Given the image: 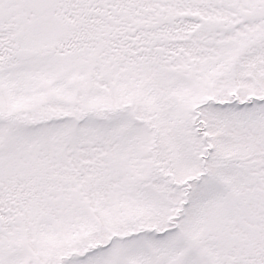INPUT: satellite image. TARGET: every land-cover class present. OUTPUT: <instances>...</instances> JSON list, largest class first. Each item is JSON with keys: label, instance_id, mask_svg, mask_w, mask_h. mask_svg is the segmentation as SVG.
Wrapping results in <instances>:
<instances>
[{"label": "snow or ice", "instance_id": "snow-or-ice-1", "mask_svg": "<svg viewBox=\"0 0 264 264\" xmlns=\"http://www.w3.org/2000/svg\"><path fill=\"white\" fill-rule=\"evenodd\" d=\"M0 264H264V0H0Z\"/></svg>", "mask_w": 264, "mask_h": 264}]
</instances>
